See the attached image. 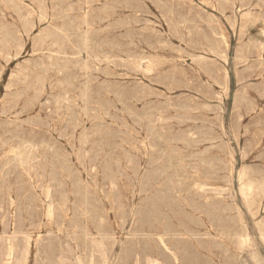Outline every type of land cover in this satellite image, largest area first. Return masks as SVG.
<instances>
[{
  "label": "rangeland",
  "instance_id": "374dc122",
  "mask_svg": "<svg viewBox=\"0 0 264 264\" xmlns=\"http://www.w3.org/2000/svg\"><path fill=\"white\" fill-rule=\"evenodd\" d=\"M0 103V264H264V0H0Z\"/></svg>",
  "mask_w": 264,
  "mask_h": 264
},
{
  "label": "bare ground",
  "instance_id": "6f19581e",
  "mask_svg": "<svg viewBox=\"0 0 264 264\" xmlns=\"http://www.w3.org/2000/svg\"><path fill=\"white\" fill-rule=\"evenodd\" d=\"M24 3V2H23ZM33 10V9H32ZM36 12V11H35ZM34 14V13H33ZM36 14V13H35ZM48 17V16H47ZM23 36H24V34H23ZM31 37V36H30ZM31 39V38H30ZM32 39H33V37H32ZM39 53V52H38ZM36 54V53H35ZM52 54V53H51ZM41 56V55H40ZM24 64H26V63H24ZM30 66V65H29ZM30 68V67H29ZM23 72V71H22ZM48 83V82H47ZM17 87H19V86H17ZM24 87V86H23ZM17 90V89H16ZM41 100V99H40ZM1 104V103H0ZM11 148V147H10ZM14 154H15V152H14ZM242 184V183H241ZM246 189V188H245ZM247 190H248V188H247ZM246 193V192H245ZM189 223V222H188ZM245 245V244H244ZM81 261V260H80ZM156 264V263H155Z\"/></svg>",
  "mask_w": 264,
  "mask_h": 264
}]
</instances>
